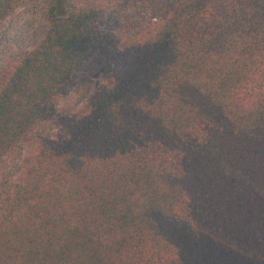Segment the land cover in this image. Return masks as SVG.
Returning a JSON list of instances; mask_svg holds the SVG:
<instances>
[{
	"label": "trees",
	"instance_id": "16d2710c",
	"mask_svg": "<svg viewBox=\"0 0 264 264\" xmlns=\"http://www.w3.org/2000/svg\"><path fill=\"white\" fill-rule=\"evenodd\" d=\"M40 2L0 84V264H264V0H0V24Z\"/></svg>",
	"mask_w": 264,
	"mask_h": 264
},
{
	"label": "rangeland",
	"instance_id": "374dc122",
	"mask_svg": "<svg viewBox=\"0 0 264 264\" xmlns=\"http://www.w3.org/2000/svg\"><path fill=\"white\" fill-rule=\"evenodd\" d=\"M46 30L42 2L16 10L12 18L0 24V84L8 70L16 63L19 54L35 47L42 40ZM94 66L89 63L79 70L77 78L61 100V108H77L100 86L105 71L102 67Z\"/></svg>",
	"mask_w": 264,
	"mask_h": 264
}]
</instances>
